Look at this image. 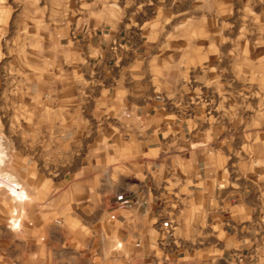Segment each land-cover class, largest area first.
Returning a JSON list of instances; mask_svg holds the SVG:
<instances>
[{"label":"crops","instance_id":"1","mask_svg":"<svg viewBox=\"0 0 264 264\" xmlns=\"http://www.w3.org/2000/svg\"><path fill=\"white\" fill-rule=\"evenodd\" d=\"M142 36L103 34L45 92L51 121L4 166L0 264H264V165L211 149Z\"/></svg>","mask_w":264,"mask_h":264},{"label":"rangeland","instance_id":"2","mask_svg":"<svg viewBox=\"0 0 264 264\" xmlns=\"http://www.w3.org/2000/svg\"><path fill=\"white\" fill-rule=\"evenodd\" d=\"M120 29L141 31L162 91L201 115L211 149L264 165V0H0V179L23 130L51 121L38 119L47 89Z\"/></svg>","mask_w":264,"mask_h":264},{"label":"bare ground","instance_id":"3","mask_svg":"<svg viewBox=\"0 0 264 264\" xmlns=\"http://www.w3.org/2000/svg\"><path fill=\"white\" fill-rule=\"evenodd\" d=\"M6 181H7V179H0V187H5V185H6ZM13 186L14 187H12L11 186V192L10 193H12L14 196H16L17 197V199H19V200H24L25 199V193L24 192H22V191H19V184H16V183H13Z\"/></svg>","mask_w":264,"mask_h":264}]
</instances>
